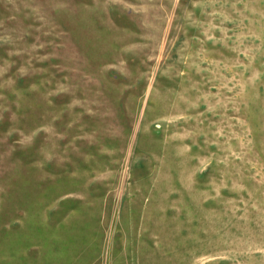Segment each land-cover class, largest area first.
<instances>
[{
  "label": "rangeland",
  "instance_id": "1",
  "mask_svg": "<svg viewBox=\"0 0 264 264\" xmlns=\"http://www.w3.org/2000/svg\"><path fill=\"white\" fill-rule=\"evenodd\" d=\"M0 264H264V0H0Z\"/></svg>",
  "mask_w": 264,
  "mask_h": 264
}]
</instances>
